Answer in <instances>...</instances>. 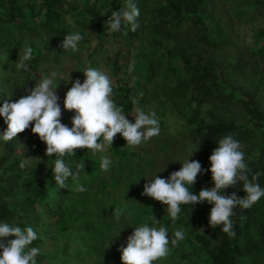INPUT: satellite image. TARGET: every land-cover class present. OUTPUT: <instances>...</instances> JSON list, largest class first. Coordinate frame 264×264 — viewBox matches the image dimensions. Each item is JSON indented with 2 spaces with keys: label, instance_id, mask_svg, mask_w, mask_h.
Masks as SVG:
<instances>
[{
  "label": "rangeland",
  "instance_id": "374dc122",
  "mask_svg": "<svg viewBox=\"0 0 264 264\" xmlns=\"http://www.w3.org/2000/svg\"><path fill=\"white\" fill-rule=\"evenodd\" d=\"M139 0H134L137 3ZM205 0L201 7L206 28L203 34L210 41L218 43L221 48L214 53V59L219 71L229 67L240 66L243 69L242 77L230 75L225 80V87L235 91V101L250 100L264 111V58L252 59V52L258 51L264 44V0ZM69 4L63 5L66 25L69 32H79L84 39L79 44L78 51L63 50L60 45L64 36L32 27L22 32L0 24V38L8 37L11 41L21 44L20 50L13 57L0 55V107L4 102H15L20 97L29 94L26 89L34 88L36 82L43 74L55 71L58 103L62 110L61 120L72 123L74 111L64 107V100L72 83L67 80L71 74L74 82L77 78L83 83L85 76L82 72L88 67L99 68L107 72L114 83L115 102L129 88L135 94L136 105L129 120L135 122L134 116L138 109L145 112L155 111L160 118L161 132L159 136L137 147L126 146V140L120 135L114 139L113 146H106L104 153L93 155L89 150L83 160L77 161L68 155L64 157L66 163L72 166L85 162V170L81 172L82 178L79 186H84L87 191L79 192L77 188L61 191L63 195L62 209L65 214L63 224L69 229L62 230L59 225L52 224L42 213V210L30 212L22 222L24 228L29 226L38 234L41 240V253L36 264H123L121 260L122 247L127 246V238L133 233L135 226L150 222L155 227L162 225V218L166 210L155 199L142 195L144 184L158 173L161 178H169L173 171L181 168V159L188 154L197 152V148L184 134L190 126L183 115L173 111L163 95L153 98V88L159 78H152L153 57L163 61L162 50L155 48L152 42L150 29L139 39H132L121 31L111 32L105 37H98L95 33L83 30L77 17L82 8H92L93 5L101 9L115 7L123 8L127 0H68ZM166 0H153L149 2L151 17L159 6ZM76 9V11H75ZM105 11L102 12V14ZM128 32V31H127ZM1 46V43H0ZM25 46L33 49V56L25 62L23 68H16L15 63L22 54ZM202 44L198 47L202 48ZM119 54V59L115 55ZM6 60V61H5ZM172 64L176 60L171 59ZM129 64L135 65V70L128 72ZM167 66L161 68L162 74L167 73ZM219 107V104L206 103L204 109ZM227 116L237 121L238 124H252L256 128V152L264 146V127H258L257 121L242 110L234 108L225 111ZM34 126V122H33ZM7 129L4 122L0 125V134ZM32 138L42 142L45 154L47 145L39 136L33 134L31 127L17 138L5 142L0 138V154L6 153L7 146L14 144L16 154L7 160L19 161L24 164L25 178H33L35 166H40L43 173L53 175L55 159H45L37 148L32 147ZM13 148V150H15ZM117 150L121 152L117 153ZM122 152L125 155H122ZM195 152V153H196ZM107 155L112 160L109 171L100 168L101 157ZM71 160V161H70ZM39 171V172H41ZM4 169L0 170L2 175ZM10 172L6 177L12 175ZM147 178V179H146ZM78 186V187H79ZM116 208L122 209L124 215L117 220L113 215ZM207 204L196 205L188 225L176 226L170 230V237L174 230L183 229L185 238L206 232L210 226L207 223ZM36 217L38 219H36ZM159 223H155V220ZM150 226V225H149ZM179 243L171 247V252L166 259H161L154 264H206V255L200 245ZM178 251H184V258L178 257Z\"/></svg>",
  "mask_w": 264,
  "mask_h": 264
},
{
  "label": "trees",
  "instance_id": "16d2710c",
  "mask_svg": "<svg viewBox=\"0 0 264 264\" xmlns=\"http://www.w3.org/2000/svg\"><path fill=\"white\" fill-rule=\"evenodd\" d=\"M153 0H139L137 6L140 10L138 23L140 27L132 32L127 27L128 36L132 39H139L150 29L152 42L155 48L162 50V57H153L152 78H159L153 88V98L163 95L166 102L174 112L183 115L190 124L186 128L185 135L197 148V152L188 154L184 160L191 159L199 161L203 171L198 174L196 183L193 186V194H198L203 188L214 187L210 171L212 155L218 142L224 136L232 134L239 140L241 148L245 153V161L250 168L249 179L252 174L259 173L258 183L264 188V146L256 155V128L252 124H238L232 116H227L225 111L238 108L247 114L252 121H257L258 127H264V111L257 105V102L250 100L235 101V91H229L225 87V80L230 75L242 77L243 69L240 66L229 67L227 70L218 69L214 59V53L221 48V45L210 41L203 29L206 28L201 7L205 0H166L165 4L159 6L151 17H148L149 2ZM257 3H261L258 0ZM69 4L68 0H0V24L22 32L24 29L34 27L56 33L60 36L69 34V25H66L63 5ZM76 11V9H75ZM105 11L103 14L102 12ZM112 11H118L115 7L101 9L96 5L92 8H82L77 13L79 24L83 30L95 33L98 37H105L110 31L107 21ZM264 35V31L262 32ZM0 55L13 57L15 52L20 50L21 44L13 42L8 37L0 38ZM202 44V48L198 45ZM119 54L115 55L118 60ZM252 59L264 58V44L258 51L252 52ZM176 60L172 64V60ZM6 61V60H5ZM167 66V73L162 74L161 68ZM117 105L122 106L129 118L136 104L135 94L129 88L123 90L118 97ZM1 100V96H0ZM206 103H217L219 107L204 109ZM0 115V125L4 122ZM62 123L71 127L72 123L61 120ZM32 147L37 148L45 159L57 158L55 154L46 156L42 142L32 138ZM200 146V147H199ZM14 144L7 146L6 153L0 154V223L7 222L24 228L22 220L30 212L39 209L43 215L54 225H59L62 230L69 227L63 224L65 214L62 209L63 195L61 190L66 191L78 188L81 183L82 174L78 180L69 177L65 182V188L55 182L51 173H43L40 166H35L33 178H25L19 161L7 160L12 154H16ZM89 150L78 149L75 155H68L77 161L83 160ZM121 152L117 150V153ZM124 156L125 153L122 152ZM64 159V157H63ZM71 161V160H70ZM182 167V164H181ZM41 171V172H39ZM77 171L76 167L73 172ZM13 174L6 177L8 173ZM190 188L192 186H189ZM226 194L235 193L243 197L246 193L243 190V182L236 187H229L224 190ZM158 202V201H157ZM166 210V205L159 202ZM207 204L206 220L210 228L203 233L185 238L183 241L191 246L200 245L206 255V264H264V197L256 202L251 208L243 209L237 206L234 209L235 215L231 217L235 238H230L222 231V225L211 227L209 223L212 204ZM196 213V205H181V212L175 221L167 214L162 218V225L169 230L176 226L188 225L193 214ZM36 219H38L36 217ZM153 225L152 222L149 224ZM14 236L3 238L0 243L7 244ZM183 243V244H185ZM182 248V242H180ZM29 247H41V240L37 239ZM2 252V249H0ZM186 253L178 251V257L184 258ZM40 256L36 257L39 261Z\"/></svg>",
  "mask_w": 264,
  "mask_h": 264
},
{
  "label": "clouds",
  "instance_id": "9594fccd",
  "mask_svg": "<svg viewBox=\"0 0 264 264\" xmlns=\"http://www.w3.org/2000/svg\"><path fill=\"white\" fill-rule=\"evenodd\" d=\"M139 16L137 4L134 0H127L123 8L111 12L107 24L110 31L124 29L123 34L127 35L128 26L132 32L140 27ZM83 39L79 32L66 34L60 47L63 50L78 51ZM32 56L33 49L25 46L23 53L19 52L16 68H23ZM127 70L129 73L133 72L135 65L129 64ZM82 72L85 76L83 83L78 78L72 82L71 74L67 80H62L72 83L64 100L65 109L75 112L71 127L61 122L62 110L56 86L58 73L55 71L43 74L34 88L26 89L29 94L15 102L5 101L0 107V115L7 124V129L0 134V138L5 142L12 141L31 127L32 133L46 143V156L55 154L57 157L53 177L60 188H65L69 177L78 180L80 172L86 167L85 162L78 163L74 173L72 166L63 159L66 155H75L78 149L91 150L93 155L104 153L106 146H113L117 134L126 140V146L137 147L159 136L161 132L160 118L155 111L138 109L134 123L127 118L123 107L118 106L113 99L115 82L107 72L94 67H88ZM135 103L133 100V104ZM195 152L191 153L190 158ZM190 158L179 161L182 167L173 171L169 178H161L158 173L152 179L146 178L148 182L144 184L142 195L166 205L167 214L173 221L178 219L181 205L194 207L206 201L213 205L209 217L211 227L222 225V231L230 238H235L231 219L235 215L234 209L237 206L249 209L264 197V188L258 183L259 173L252 174L249 179L251 170L245 161L241 144L232 134H228L219 140L218 147L209 158L214 187L203 188L198 194H193V186L203 169L199 161ZM111 165L109 156L101 157L100 168L103 171H109ZM21 167H24L23 163ZM241 182L246 193L243 197L225 193V189L236 187ZM77 191L85 192L87 189L81 185ZM113 215L119 220L124 212L116 208ZM155 223L158 224L159 220L156 219ZM10 236L15 239L9 240L7 244L0 243V264H36V257L41 249L29 247L39 238L33 227L22 229L15 224L0 223V240ZM184 239L183 229L174 230L170 237L168 228L143 223L134 227L133 233L127 238V246L121 248V260L123 264H154L168 257L170 245L176 247Z\"/></svg>",
  "mask_w": 264,
  "mask_h": 264
}]
</instances>
